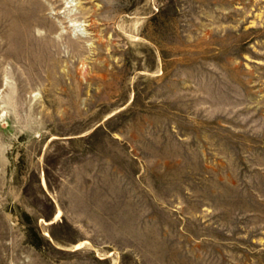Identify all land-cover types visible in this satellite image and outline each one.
<instances>
[{"label": "rangeland", "instance_id": "1", "mask_svg": "<svg viewBox=\"0 0 264 264\" xmlns=\"http://www.w3.org/2000/svg\"><path fill=\"white\" fill-rule=\"evenodd\" d=\"M0 264H264V0H0Z\"/></svg>", "mask_w": 264, "mask_h": 264}, {"label": "bare ground", "instance_id": "2", "mask_svg": "<svg viewBox=\"0 0 264 264\" xmlns=\"http://www.w3.org/2000/svg\"><path fill=\"white\" fill-rule=\"evenodd\" d=\"M60 214V210H58L55 214V218Z\"/></svg>", "mask_w": 264, "mask_h": 264}]
</instances>
